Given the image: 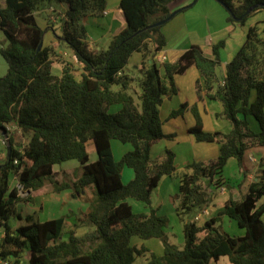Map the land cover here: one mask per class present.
<instances>
[{
  "label": "trees",
  "instance_id": "obj_1",
  "mask_svg": "<svg viewBox=\"0 0 264 264\" xmlns=\"http://www.w3.org/2000/svg\"><path fill=\"white\" fill-rule=\"evenodd\" d=\"M46 1L50 0H4L0 5V30L7 42L0 47L7 67L0 77V140L10 145L9 152L4 147L0 160V260H10L9 264H133L147 251L131 245V238L138 237L158 238L163 245L161 254L150 251L143 264H209L222 256L230 264H264V159L244 194L226 199L219 213L205 219L207 214L202 224L195 219L211 199L208 188L228 184L222 182L227 161L236 159L241 168L247 150L264 148V27H249L219 83L216 70L224 39L212 45L211 57L191 46L173 63L155 61L166 43L161 30L165 23L152 24L174 12L169 4L175 0H119L125 25L106 49L97 51L89 50L83 19L102 15L106 0H61L66 9L61 35L56 37L81 67L68 61L58 76L52 72L51 48L38 49L46 30L37 24L34 12ZM218 1L231 11V23L264 10V0ZM249 8L253 9L245 14ZM135 52L141 54L137 97L128 91L132 78L124 73ZM191 66L200 75L195 83L198 98L219 101L220 116L232 128L227 133L205 132L196 104L184 102L172 110L169 118L186 110L193 114L195 123L188 131L197 142L219 144L215 158L188 162L177 170L173 151L166 149L160 159L152 161L150 150L159 140L175 137L164 134L159 106L164 96L176 93L174 77ZM115 105L119 109L111 112ZM249 118L257 122L258 130L252 129ZM24 134H29V141L20 148L18 138ZM89 140L97 152L95 161H89ZM111 140L131 147L117 161ZM69 160L80 164V176L70 182L56 180L53 166ZM124 167L133 172L127 183L121 179ZM13 176L18 186H11ZM165 176L179 180L174 199L175 213L183 223L181 248L168 240L167 216L150 206L152 192ZM46 182L56 193L69 187L76 192L91 189L96 198L68 233L67 216L39 221V211L24 218L16 215L23 222L11 228L8 222L15 216L17 203H32V192ZM129 199L145 204L148 211H134ZM223 216L243 234L225 231ZM77 227L88 229L77 234Z\"/></svg>",
  "mask_w": 264,
  "mask_h": 264
},
{
  "label": "crops",
  "instance_id": "obj_2",
  "mask_svg": "<svg viewBox=\"0 0 264 264\" xmlns=\"http://www.w3.org/2000/svg\"><path fill=\"white\" fill-rule=\"evenodd\" d=\"M106 3V8L102 15L88 16L83 19L87 32L86 37L88 46L91 51L106 49L112 36L125 25V18L119 7V0H106ZM188 5V8L177 12L161 28L166 43L155 56V61L159 65L164 62H175L178 57L191 46L200 47L205 55L211 57V47L215 44L216 40L223 39L225 35L232 31V25L228 21V11L217 0H175L169 4V8L171 11H175ZM65 9L66 5L63 1L50 0L43 2L34 12L37 24L46 30L42 37V47L51 48V68L53 74L58 76L61 73L63 64L68 61L72 62L77 68L81 67V64L76 60L71 50L65 43L56 37L57 35H61L63 13ZM226 45L225 42L224 48L219 51L218 66L221 67L222 70V73H219V75L217 74L219 83H222L224 80L225 65L233 57V55L229 57L227 53L224 54ZM140 60L141 54L135 52L131 55L128 64L124 68V73L132 78V81L128 85V91L135 97L139 94L136 79L139 76ZM78 74L77 77L79 76ZM161 76L165 78L163 71H161ZM199 77V71L195 66L189 67L184 73L174 77L176 93L170 97H163L162 103L159 106V115L163 123L162 130L164 134H174L175 137L171 140L161 139L152 146L150 150V158L152 161L160 159L165 150L169 149L175 154L174 165L176 169L180 170L188 162H207L218 155L219 144L217 142H197L193 135L189 133V128L195 123L194 116L190 111L186 110L182 115L174 118L168 117L172 110L177 109L180 104L184 102L189 105L196 104L202 121V129L205 132L218 131L227 133L231 130V123L220 116L222 105L219 101L209 100L205 97H202L200 101L198 98L195 83ZM114 89H118V86H114ZM113 108L114 111H116L119 109V106L115 105ZM250 126L254 129L257 128L256 124L251 119ZM7 128L12 131L15 130L14 126L8 125ZM18 133L20 134V132ZM29 137V134L21 135L22 144H27ZM114 141L117 140H111L110 144L113 157L117 161L131 147L127 143L123 144L119 141ZM0 143L3 142L0 140ZM87 153L89 161H95L97 159V152L94 144L91 149L87 147ZM263 159L264 148L254 147L244 153L242 159L243 166L241 167L243 169L238 166L236 159L231 158L227 161L226 165L230 160L235 161L234 165L232 164V171L229 170V172L224 174L223 169L222 182L229 183L226 184L225 187L215 189L211 186L208 188L211 199L206 207L208 215L205 219L216 216L222 209L226 199L236 195L240 196L247 191L248 185L255 180L256 175L259 174L260 163ZM72 161L76 160H69L53 166L54 178L56 180L70 182L80 176V164L77 161ZM132 177V170H130V168L128 169V167H124L121 175L122 182L127 183ZM11 186L18 185L16 183L15 185L11 184ZM178 186L179 180L177 178L170 176L163 177L152 192L150 206L156 208L159 213L161 204L166 201L168 197L175 205L176 201L174 196L178 191ZM164 189L166 190L165 193H163ZM32 195V203H17L15 206V216L11 217L8 222L11 228H16L23 222L16 217V215H20L24 218L26 215L39 211L37 215L39 221L67 216L68 226L65 232L68 233V230L78 223L77 217L86 212L89 205L86 203L87 198H85V196H87V192L85 190L76 192L73 188L69 187L56 193L53 192L52 185L49 182H46L41 188L33 191ZM128 202L136 212L148 211V207L141 202L132 199H129ZM224 221H229V226L233 225L231 220L223 216L222 222ZM165 232L167 234L169 233L167 229H165ZM67 233L64 235L65 239ZM242 234V230H235L234 235L241 236ZM0 235H2V233ZM130 243L133 246H144L147 249L146 252L137 256L139 257L137 262V257L135 258L133 264L145 263L149 258L150 251L159 255L163 250L162 242L158 238L143 240L138 237H133ZM221 259L226 261L224 264H230L226 256H222ZM216 262L211 261L209 264Z\"/></svg>",
  "mask_w": 264,
  "mask_h": 264
},
{
  "label": "rangeland",
  "instance_id": "obj_3",
  "mask_svg": "<svg viewBox=\"0 0 264 264\" xmlns=\"http://www.w3.org/2000/svg\"><path fill=\"white\" fill-rule=\"evenodd\" d=\"M0 5L1 6L4 5V0H0ZM230 24L232 25V31L229 34L225 35L223 39H224V41L227 44L226 45V49L224 51V54L227 53L229 55V57H232V55H234V53L237 51V49L243 43V41H244V39L246 37V33H247V31H248V29H249L250 26H253L255 24H258L259 28L264 27V10L256 11L255 13L249 15L241 23L234 21L233 23L230 22ZM218 41L219 40H216L215 43H217ZM6 45H7V42L5 40V37L3 35V32L0 30V47H5ZM6 69H7L6 63H5L3 57L0 54V77L3 76L6 73ZM219 73H222V70H221V67L217 66V74L219 75ZM76 74H78V70L76 71ZM136 101H137V103H139V100L137 98H136ZM110 111L113 112L114 111V108L111 107ZM249 119H251L256 124V126H257L256 129H258L257 122L253 118H249ZM252 129L253 130H256L254 128H252ZM18 142H21V138L20 137L18 138ZM114 142H117V141H114ZM0 144H1L0 145V160H1V158L4 156V153H5L4 152V147L7 144H5V143L4 144L3 143H0ZM87 147L89 149H91L93 147L92 141L89 140L87 142ZM72 162H76V161H72ZM234 163H235L234 160H230L228 162V164L224 168V174L226 172H229V170L232 171V164L234 165ZM242 166H243V164H242ZM241 169H243V168H241ZM16 183L18 185L17 178L16 177L11 178V184L12 185H15ZM19 190H20V192L23 195L25 194V192H23L20 187H19ZM165 191L166 190L164 189L163 190V193H165ZM85 198H87V202L86 203L91 204L92 202H94V200L96 198V195L93 193V191L91 189H89V190H87V196H85ZM88 207H89V205H88ZM88 207H87V209H88ZM87 209H86V211H87ZM160 211H161L162 215H166L167 218H168V226H167L166 229L169 231V233H168V240H169V242L172 243V244H174V245H176L177 247L181 248L182 247V244H183V234H182V226H183V223L178 218V216L176 215V213H175V205H174V203H172V201L170 200L169 197L167 198L166 201H164L161 204V210L159 209V213H160ZM69 214H70V212H69ZM193 214H192V216H193ZM203 219H204V216L203 217H200L197 220V223L198 224H202L203 223ZM228 222L229 221L222 222V227H223V229L225 231H227L229 234H231V235L234 236L235 230L236 229L239 230V228L237 227V225L232 220H231V223L233 224L232 226H229V223ZM87 229H88V227H79V228H77V234H82ZM24 258H27V256H25ZM138 258L139 257L136 258V262H137ZM224 262H226V261H223L220 258L218 260V262L211 263V264H224Z\"/></svg>",
  "mask_w": 264,
  "mask_h": 264
},
{
  "label": "water",
  "instance_id": "obj_4",
  "mask_svg": "<svg viewBox=\"0 0 264 264\" xmlns=\"http://www.w3.org/2000/svg\"><path fill=\"white\" fill-rule=\"evenodd\" d=\"M218 1V0H217ZM219 2V1H218ZM222 4V3H221ZM223 5V4H222ZM224 7H225V9L228 11V12H231L230 10H229V8L228 7H226L225 5H223ZM253 8H249L248 10H246V12H245V14H248L251 10H252ZM177 11H179V9L178 10H176V11H174V12H172L169 16H167V18L166 19H164V20H162V21H159V22H157V23H154V24H152V26H156V25H161V24H164V23H166L168 20H170L175 14H176V12ZM235 18V20H239V19H241V17H234ZM42 47V39H41V41H40V43H39V45H38V49H40ZM4 135H5V133H4ZM6 149H7V151L9 152V150H10V145L7 143V145H6ZM26 193H28V192H26ZM3 229V228H2Z\"/></svg>",
  "mask_w": 264,
  "mask_h": 264
},
{
  "label": "built area",
  "instance_id": "obj_5",
  "mask_svg": "<svg viewBox=\"0 0 264 264\" xmlns=\"http://www.w3.org/2000/svg\"><path fill=\"white\" fill-rule=\"evenodd\" d=\"M120 74V72L118 73V75ZM3 142V141H2ZM24 144L21 143V146L20 148L23 147ZM208 214V211L206 208H203L196 216H195V219H199L200 217H203V216H206ZM10 263V260H3L1 259L0 260V264H9Z\"/></svg>",
  "mask_w": 264,
  "mask_h": 264
}]
</instances>
